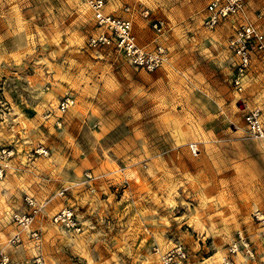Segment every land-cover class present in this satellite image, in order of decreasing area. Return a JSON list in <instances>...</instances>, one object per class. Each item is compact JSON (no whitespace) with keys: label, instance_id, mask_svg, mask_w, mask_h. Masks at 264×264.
<instances>
[{"label":"rangeland","instance_id":"1","mask_svg":"<svg viewBox=\"0 0 264 264\" xmlns=\"http://www.w3.org/2000/svg\"><path fill=\"white\" fill-rule=\"evenodd\" d=\"M208 1L105 0L147 51L151 20H163L164 60L148 67L91 44L99 30L80 0H0L7 264H163L176 245L185 264L264 259L255 217L264 215V139L247 137L243 123L246 109L264 110V58L236 90L226 46L233 23L206 28ZM255 12L264 31V0H247ZM25 196L39 209L20 227ZM64 207L80 230L53 221Z\"/></svg>","mask_w":264,"mask_h":264},{"label":"built area","instance_id":"2","mask_svg":"<svg viewBox=\"0 0 264 264\" xmlns=\"http://www.w3.org/2000/svg\"><path fill=\"white\" fill-rule=\"evenodd\" d=\"M80 1L92 13L94 24L99 30L95 36L91 37V44H112L123 50L137 65L146 64L148 67H154L163 62L165 48L160 41L165 26L163 20H151L153 49L147 51L136 43L132 24L128 19L115 16L105 10V0ZM261 19L262 15L259 12L253 13L252 17L249 16L247 0H209L205 7L202 23L206 28L215 29L225 21L233 23V32L228 37L226 46L234 59L232 82L238 91L243 89L244 79L253 59L264 58V31L261 29ZM69 103V98L61 101L59 103L60 111H66ZM243 123L247 137L264 139V110L261 107L253 106L246 109L243 114ZM191 149L196 150V147L191 146ZM3 152L5 153L6 150ZM39 153L46 154V150L39 147ZM24 199L28 210L14 215V221L20 227H28L39 209L38 203L32 197L25 196ZM255 217L262 226L259 237L261 244L264 245V215L256 212ZM53 221L68 229L80 230L76 215L71 207L59 210L53 216ZM32 237L38 238V230L32 231ZM17 239L11 238L13 242ZM162 259L163 264H185L187 252L183 246L176 245L165 252ZM7 262L8 257L0 252V264H7ZM225 264L237 263L230 257ZM260 264H264V259Z\"/></svg>","mask_w":264,"mask_h":264},{"label":"bare ground","instance_id":"3","mask_svg":"<svg viewBox=\"0 0 264 264\" xmlns=\"http://www.w3.org/2000/svg\"><path fill=\"white\" fill-rule=\"evenodd\" d=\"M204 264H210V263H209V261H207V262H206V263H204Z\"/></svg>","mask_w":264,"mask_h":264},{"label":"crops","instance_id":"4","mask_svg":"<svg viewBox=\"0 0 264 264\" xmlns=\"http://www.w3.org/2000/svg\"><path fill=\"white\" fill-rule=\"evenodd\" d=\"M260 13V12H259ZM262 15V14H261Z\"/></svg>","mask_w":264,"mask_h":264}]
</instances>
